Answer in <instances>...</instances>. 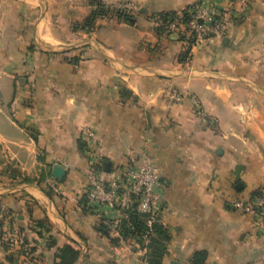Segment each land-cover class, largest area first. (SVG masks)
<instances>
[{
    "label": "crops",
    "instance_id": "1",
    "mask_svg": "<svg viewBox=\"0 0 264 264\" xmlns=\"http://www.w3.org/2000/svg\"><path fill=\"white\" fill-rule=\"evenodd\" d=\"M101 1L111 12L90 29V0H0V205L13 214L0 209V236L11 227L26 237H0V264H40V247L43 264H59L66 246L74 264H147L139 239L121 235L126 217L87 203L85 129L120 191L141 155L158 170V219L171 236L163 264L197 252L206 264H264V225L227 207L264 186V0L202 46L148 22L199 0Z\"/></svg>",
    "mask_w": 264,
    "mask_h": 264
},
{
    "label": "built area",
    "instance_id": "2",
    "mask_svg": "<svg viewBox=\"0 0 264 264\" xmlns=\"http://www.w3.org/2000/svg\"><path fill=\"white\" fill-rule=\"evenodd\" d=\"M249 0H231L230 7L217 8L211 0H199L192 6L174 14L163 17L161 14L148 18L151 28L161 37L181 36L192 46H202L208 42L225 36L231 26L246 17L249 11ZM122 13L136 11L133 4H122L118 7ZM172 98L177 102L184 100V95L173 94ZM196 107L199 102L191 99ZM82 139L87 144L89 153L94 163L87 172L89 190L87 193L88 204L92 209L99 210L102 207L114 209L119 216L126 217V210L132 205L133 198L137 211L147 214L148 228L152 231L153 225L159 222L158 215L162 209L163 198L160 194V175L151 164L147 156L141 155L132 168L125 170V182L120 189L108 181L105 174L97 169L103 161V146L98 134L85 129ZM227 207L243 216H249L264 224V186L252 194L243 197H235L227 201ZM0 209L6 219L13 218L8 208L1 204ZM3 242L9 245L26 243L23 232L17 229L5 228L1 233ZM144 244H148V237H144ZM26 248L30 249L29 243ZM43 247L38 248L33 256L38 263L43 264L41 254Z\"/></svg>",
    "mask_w": 264,
    "mask_h": 264
},
{
    "label": "trees",
    "instance_id": "3",
    "mask_svg": "<svg viewBox=\"0 0 264 264\" xmlns=\"http://www.w3.org/2000/svg\"><path fill=\"white\" fill-rule=\"evenodd\" d=\"M90 4L94 7V12L87 18L85 24L86 27L92 29L94 22L97 18H106L111 9L108 8L101 0H90ZM114 12V11H113ZM120 14L119 12H117ZM174 14V13H171ZM166 17L170 14H161ZM132 200V206L126 210V218L120 222V230L123 238H138L141 247L146 250L145 261L147 264H163V258L166 253V246L171 240V236L168 230L161 224L156 223L153 225L152 231L148 228L147 214H141L137 211V206ZM88 203V200H87ZM148 237V244H144V237ZM58 259L59 264H74L78 259V252L70 246H66L60 249ZM206 252H197L191 264H206L207 261Z\"/></svg>",
    "mask_w": 264,
    "mask_h": 264
},
{
    "label": "rangeland",
    "instance_id": "4",
    "mask_svg": "<svg viewBox=\"0 0 264 264\" xmlns=\"http://www.w3.org/2000/svg\"><path fill=\"white\" fill-rule=\"evenodd\" d=\"M264 225V224H263Z\"/></svg>",
    "mask_w": 264,
    "mask_h": 264
}]
</instances>
